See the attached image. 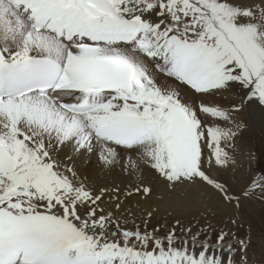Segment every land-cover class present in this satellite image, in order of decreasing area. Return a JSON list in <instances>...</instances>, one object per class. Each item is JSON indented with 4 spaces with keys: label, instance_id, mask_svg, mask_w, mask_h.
Here are the masks:
<instances>
[{
    "label": "snow or ice",
    "instance_id": "1",
    "mask_svg": "<svg viewBox=\"0 0 264 264\" xmlns=\"http://www.w3.org/2000/svg\"><path fill=\"white\" fill-rule=\"evenodd\" d=\"M253 102L264 0H0V264H264L233 231L264 175L221 178ZM154 188L197 214L124 208Z\"/></svg>",
    "mask_w": 264,
    "mask_h": 264
},
{
    "label": "rangeland",
    "instance_id": "2",
    "mask_svg": "<svg viewBox=\"0 0 264 264\" xmlns=\"http://www.w3.org/2000/svg\"><path fill=\"white\" fill-rule=\"evenodd\" d=\"M226 94L228 98L225 99V101L223 100L219 103L218 102H215V103L220 104L222 106H228L230 103L237 102L238 97L236 96L235 93H226ZM253 104L260 107L254 111L259 113L260 116H264V107L259 106L255 102H253ZM249 107L250 105L248 106V108ZM245 113H247V110L245 108L237 113H234L236 119L238 118V120L242 121L245 127L242 129L241 133L236 138L235 148L233 150L235 164L230 169L236 172L246 170L247 179H239L236 174H233L231 178H229L226 175L228 174L229 171L227 173L221 174L222 179L229 180V182H232V180L234 179L236 181V184L242 181L246 182V180L248 179H253V178L258 179L260 175H264V123L262 126L257 127V129L251 130V123L249 122L252 121L253 116H250V115L245 116ZM248 116L250 119L248 118ZM243 149H244V153H243ZM252 152L254 154V161L249 163V161L253 159ZM242 158L248 159L247 160L248 162L245 164V161H242ZM155 192L156 190L153 191V194ZM253 199L258 205L257 207H254L255 212H251L252 214H250V212L249 213L244 212L242 216L239 215L240 218L238 221V226L234 228L233 231H237L241 235H246V234L250 235L254 242L253 247L254 249H256L255 246L261 245V242H259L260 237L261 236L264 237V199H260L259 195L257 194L251 197L250 199L242 200L241 202H243L244 205L254 204L255 202L253 203L252 201ZM137 201H139V206H137ZM126 203L133 204L136 206V209L134 212L137 214V217L142 215L141 209H144L145 206H144V201H141L139 197L135 196V198L133 199L126 200L123 205L124 207ZM152 206H155L159 209L156 212L154 217L170 218L171 220L173 219V217H177V218H180L184 223H187L188 220L191 217L195 216L198 212V209L196 207H183L182 208L178 206L177 204L172 203L170 201L168 205L166 203V200H160V199H151V207ZM209 207H211V209L214 212L221 213L219 215H216L215 217H211V219H213V222L220 220L222 216L225 214V211L221 207H219L215 201H213L209 205ZM227 211H228V214H230L233 210L229 208L227 209ZM160 222L161 224H163L165 221L162 220ZM153 224L155 223L153 222ZM168 224H171V222ZM254 239H256L257 242L254 241ZM260 255L254 258L259 260L262 257V255H264V253H260Z\"/></svg>",
    "mask_w": 264,
    "mask_h": 264
},
{
    "label": "bare ground",
    "instance_id": "3",
    "mask_svg": "<svg viewBox=\"0 0 264 264\" xmlns=\"http://www.w3.org/2000/svg\"><path fill=\"white\" fill-rule=\"evenodd\" d=\"M227 98H228L227 97V94L224 93L222 96L216 97L215 98V102H218L219 103V102H221L223 100L225 101V99H227ZM249 105H250V107L248 108ZM249 105L245 106V109L247 110V113H245V116H247V115L253 116L252 121L249 122V123H251V130H253V129H257V127H260V126L263 125V123H264V116H260L259 113H257L256 111H254V110H256V109H258L260 107L256 106L253 103H251ZM248 118H249V116H248ZM243 153H244V149H243ZM252 155H253V157H252L253 159H251V161H249V163H251L252 161H254V154H253V152H252ZM247 157H249V156H247ZM247 160L248 159H243L242 158V161H245V164L248 162ZM79 171L81 172L82 176H86L87 177V180L90 183V185H94L96 188L104 187V186H109L110 187L113 184H118L121 187V189L123 190L127 186V178H125L123 176H120L119 174L108 175V174H102V173H100L99 170L96 168L95 161H93V163L91 165H89L87 168H84L83 166H80ZM229 172H228V174H226L229 178H231V176L233 174H236L239 179H247V175H246L247 174V171L246 170L236 172L234 170L229 169ZM221 178H222V176H221ZM244 182L245 181L239 182L237 184L238 185L237 187L242 186V184ZM154 190H156V192L153 194V197L152 198H149L147 201H144L145 208H150L151 207V199H156L155 197L158 195V189L154 188ZM133 198H135V196L131 197L130 199H133ZM163 200H166V203L168 205H169V201L172 202V203H175V202H173L171 200H168L167 198H165ZM252 201H253V203L255 202L254 199ZM257 206L258 205L256 204V202L254 204H248V205H244L243 202H241V210L239 211V215L242 216V214L244 212H247V213L250 212V214H252L251 212H255L254 207H257ZM124 208L131 209L134 212L135 209H136V206L133 205V204L126 203ZM227 213H228V211H227ZM219 214H221V213H219V212L216 213V215H219ZM162 220L167 221L168 223L172 222V220L170 218H158V217H154L153 218V222L154 223H156L157 221H162ZM128 226L131 227V224L128 225ZM262 240H264V237L263 236L260 237L259 242H261ZM254 241L257 242L256 239H254ZM255 247H256V249H255L256 250L255 251V257H258L260 255V253H262L261 245H257Z\"/></svg>",
    "mask_w": 264,
    "mask_h": 264
}]
</instances>
